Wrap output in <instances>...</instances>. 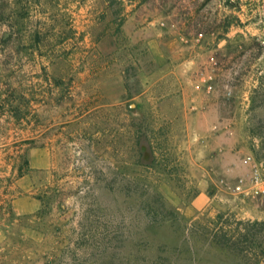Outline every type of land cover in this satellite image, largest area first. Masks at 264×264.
I'll return each instance as SVG.
<instances>
[{"label": "rangeland", "instance_id": "rangeland-1", "mask_svg": "<svg viewBox=\"0 0 264 264\" xmlns=\"http://www.w3.org/2000/svg\"><path fill=\"white\" fill-rule=\"evenodd\" d=\"M230 155L264 175V0H0V264H264L204 228L264 245Z\"/></svg>", "mask_w": 264, "mask_h": 264}, {"label": "trees", "instance_id": "trees-1", "mask_svg": "<svg viewBox=\"0 0 264 264\" xmlns=\"http://www.w3.org/2000/svg\"><path fill=\"white\" fill-rule=\"evenodd\" d=\"M166 214H172V211L166 210ZM215 220H211L208 224L215 223V226L209 227L208 224H205L204 228H211V239L216 244L228 247L236 252L253 250V246L257 245L259 247L258 256H263L264 258V245H261V241L257 239V233L253 229H249L247 226L250 222L237 221L236 229H227L226 219H223V214H218ZM152 221L157 220L153 217H149ZM252 224H258L254 222ZM238 225H241L238 229ZM243 225V226H242ZM256 246V247H257Z\"/></svg>", "mask_w": 264, "mask_h": 264}, {"label": "built area", "instance_id": "built-area-1", "mask_svg": "<svg viewBox=\"0 0 264 264\" xmlns=\"http://www.w3.org/2000/svg\"><path fill=\"white\" fill-rule=\"evenodd\" d=\"M233 189L237 194L250 197H264V175L255 168L248 179H240Z\"/></svg>", "mask_w": 264, "mask_h": 264}, {"label": "crops", "instance_id": "crops-1", "mask_svg": "<svg viewBox=\"0 0 264 264\" xmlns=\"http://www.w3.org/2000/svg\"><path fill=\"white\" fill-rule=\"evenodd\" d=\"M224 165L228 169L229 175H231L233 180L237 176L244 177L245 179H248L250 176L251 172H250L249 162L242 161L238 156L235 155L228 156L226 159H224ZM257 213L263 215L264 210L261 209Z\"/></svg>", "mask_w": 264, "mask_h": 264}]
</instances>
